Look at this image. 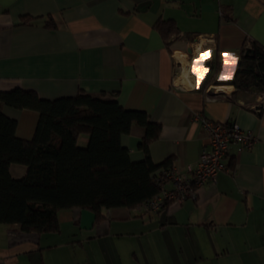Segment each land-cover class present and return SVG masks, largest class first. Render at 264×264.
<instances>
[{"label":"crops","instance_id":"obj_1","mask_svg":"<svg viewBox=\"0 0 264 264\" xmlns=\"http://www.w3.org/2000/svg\"><path fill=\"white\" fill-rule=\"evenodd\" d=\"M158 20L176 25L171 43ZM252 41L264 45V0H0V91L115 94L160 124L153 162L170 159L187 176L207 146L203 119L236 122L255 138L230 144L215 180L157 211L113 207L95 222L87 209H62L59 230L39 234L0 224V264H264V107L230 83ZM3 111L18 137L32 138L37 111ZM143 134L133 125L122 136L134 159ZM9 169L16 178L26 170Z\"/></svg>","mask_w":264,"mask_h":264},{"label":"trees","instance_id":"obj_2","mask_svg":"<svg viewBox=\"0 0 264 264\" xmlns=\"http://www.w3.org/2000/svg\"><path fill=\"white\" fill-rule=\"evenodd\" d=\"M48 25L55 23L50 19ZM155 26L171 43L174 22L158 20ZM230 83L242 91L264 90V45L252 41L242 49ZM3 106L38 112L32 138L16 135L17 120ZM133 125L144 128L139 159L122 143ZM159 133V123L143 110L124 108L115 94L106 98L80 91L45 99L17 87L0 91V224H17L23 232H56L62 209H87L96 222L105 209L146 203L160 192L155 174L171 163L151 159L148 146ZM11 164L25 166L24 175L12 176Z\"/></svg>","mask_w":264,"mask_h":264},{"label":"built area","instance_id":"obj_3","mask_svg":"<svg viewBox=\"0 0 264 264\" xmlns=\"http://www.w3.org/2000/svg\"><path fill=\"white\" fill-rule=\"evenodd\" d=\"M257 105L264 107V90L256 93ZM207 131V146L201 151L192 175L181 174L175 167H161L154 176L160 185V192L145 203L152 211L159 210L167 201H182L195 195V188L207 180H215L217 173L223 168L222 157L232 143L240 147H250L255 138L250 131L242 129L236 122H220L203 119ZM170 182L171 187H165Z\"/></svg>","mask_w":264,"mask_h":264},{"label":"snow or ice","instance_id":"obj_4","mask_svg":"<svg viewBox=\"0 0 264 264\" xmlns=\"http://www.w3.org/2000/svg\"><path fill=\"white\" fill-rule=\"evenodd\" d=\"M203 58H204V55L202 54L200 59H196L193 61L192 70L197 75V84H196L197 87H199L201 71H204V70L198 71L197 66L201 63ZM220 78L221 79H228L229 77L228 76H221Z\"/></svg>","mask_w":264,"mask_h":264}]
</instances>
